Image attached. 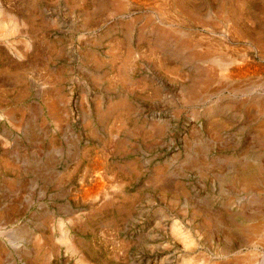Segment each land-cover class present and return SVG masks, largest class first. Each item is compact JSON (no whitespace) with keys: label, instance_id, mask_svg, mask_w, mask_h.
Segmentation results:
<instances>
[{"label":"rangeland","instance_id":"1","mask_svg":"<svg viewBox=\"0 0 264 264\" xmlns=\"http://www.w3.org/2000/svg\"><path fill=\"white\" fill-rule=\"evenodd\" d=\"M0 11V264H264V0Z\"/></svg>","mask_w":264,"mask_h":264},{"label":"bare ground","instance_id":"2","mask_svg":"<svg viewBox=\"0 0 264 264\" xmlns=\"http://www.w3.org/2000/svg\"><path fill=\"white\" fill-rule=\"evenodd\" d=\"M82 1V0H81ZM161 1H164V0H161ZM119 3L117 4V6L119 7V8H124V6H125V3L123 2V1H118ZM158 3H160V2H158ZM157 3V4H158ZM162 3V2H161ZM166 3V2H165ZM146 4H147V2H146ZM163 4V3H162ZM161 5V4H160ZM162 6V5H161ZM165 6V5H164ZM168 9V8H167ZM165 10V9H164ZM163 12H165V11H163ZM2 13H4V12H1L0 11V16L2 15ZM6 13V12H5ZM28 13V12H27ZM169 13V12H168ZM9 20L13 25H12V27L13 28H16V26H17V24H25V18H23V17H19V16H15V15H13V14H11V13H8L7 15H5L4 14V17H0V38L1 37H4V36H6V35H8L7 34V31H6V29H5V27H4V25L6 24V20ZM13 28H12V31L11 32H14L13 31ZM13 34V33H12ZM38 39V38H37ZM3 40V39H2ZM262 44L264 43V41H263V39H258ZM49 41V40H48ZM259 41H257V42H259ZM13 48V47H12ZM50 48V47H49ZM11 49V48H10ZM25 50V49H24ZM49 50V49H48ZM216 50V49H215ZM30 52V51H29ZM116 52V51H115ZM208 52V51H207ZM16 53V52H15ZM31 53V52H30ZM18 54H20V52L18 53ZM116 55V54H115ZM117 56V55H116ZM113 57V56H112ZM223 57V56H222ZM41 60V59H40ZM232 60V59H231ZM101 63V62H100ZM21 64V63H20ZM4 65V64H3ZM11 66V65H10ZM127 66V65H126ZM8 67V66H7ZM16 67V66H15ZM250 67V66H249ZM9 68V67H8ZM17 68V67H16ZM11 69V68H10ZM15 69V68H14ZM215 70V69H214ZM8 71H9V69H8ZM15 71H16V69H15ZM240 70H228V72H226V74L228 73V75L230 76H236V74H238V73H240L239 72ZM11 72V71H10ZM257 72V71H256ZM17 73H19V72H17ZM221 74V73H220ZM208 76V75H207ZM50 77V76H49ZM124 79V78H123ZM125 80V79H124ZM128 80V79H127ZM205 83H207V81L205 82ZM206 86H207V84H206ZM57 104V103H56ZM55 103H52L51 102V104H49V108H50V110H51V112L53 113V114H55L56 116H54L55 118L58 116V108H57V105H56ZM122 105V104H121ZM33 106V105H32ZM62 107V106H61ZM30 109V108H29ZM48 109V108H47ZM12 110H9V112L8 113H10ZM41 111V110H40ZM62 112V111H61ZM7 113V112H6ZM12 117H13V119L11 120L12 121V123L14 124V126H17V127H26L27 129H29L30 130V127H31V124L29 123L30 121H26L24 118H16L15 117V115H14V113H13V111L11 112V114H10ZM23 115V114H22ZM9 116V115H8ZM28 116V115H27ZM0 119H2V118H0ZM29 120V119H28ZM36 131V130H35ZM5 144V143H4ZM25 158V157H24ZM5 160V159H4ZM3 159H2V161L4 162V163H6L7 165H9L10 163H11V161H7V160H5L4 161ZM3 164V163H2ZM1 164V165H2ZM41 171V170H40ZM32 172V171H31ZM38 172V171H37ZM39 173V172H38ZM8 184V183H7ZM98 184H100V182L98 183ZM122 184V183H121ZM87 195V194H86ZM48 216V215H47ZM65 223V222H64ZM12 224V223H11ZM257 229V228H256ZM260 229V228H259ZM261 230V229H260ZM262 230H263V233H264V227L262 228ZM3 231V230H2ZM253 233V232H252ZM263 235V234H262ZM264 237V236H263ZM182 238V237H181ZM63 239H64V242H66L67 244H68V246H69V248L70 249H72V250H74V251H77V249H78V247H77V245H76V243H75V241L74 240H72L70 237H68V236H66V235H64V237H63ZM193 240V239H192ZM46 244V243H45ZM45 246V245H44ZM68 248V247H67ZM202 259V258H201ZM249 260V259H248ZM199 262V261H198ZM243 262H244V259L243 260H241V264H243ZM240 264V263H239Z\"/></svg>","mask_w":264,"mask_h":264}]
</instances>
